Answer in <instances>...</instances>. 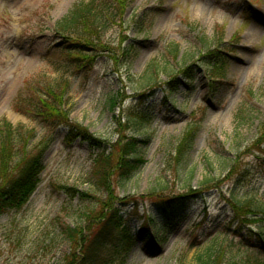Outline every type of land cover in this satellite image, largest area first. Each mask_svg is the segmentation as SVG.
Returning a JSON list of instances; mask_svg holds the SVG:
<instances>
[{"label":"rangeland","instance_id":"374dc122","mask_svg":"<svg viewBox=\"0 0 264 264\" xmlns=\"http://www.w3.org/2000/svg\"><path fill=\"white\" fill-rule=\"evenodd\" d=\"M76 1L0 0V128L8 123L24 141L30 138L27 155L41 150L44 165L27 204L0 213V264H55L69 242L59 238L49 252L44 246L61 237V223L79 219V197L71 198L65 187L75 194L91 189L98 147L83 137L67 141L65 127L46 124L29 108L38 87L61 75L70 120L100 140L105 153L116 160L120 141L142 140L140 168L121 184L115 174L110 178L121 221L114 232L135 231L145 222L153 231L150 243L136 241L123 264H190L211 249L215 264L264 262V238L254 234L264 235V220L251 218L239 234L229 206L239 199L264 207V0H133L120 35L116 29L106 35L114 43L122 35L118 46L130 43V56L118 49L85 67L64 58L54 32ZM219 39L227 65L222 80L212 81L207 76L215 73L201 51ZM155 59L173 71L160 72L156 85L148 86L141 76ZM183 65L194 71L189 82L180 73ZM169 75L180 82L174 89ZM129 107L138 114L131 123L124 116ZM191 128L190 146L177 163L169 154ZM191 190L188 208L164 224L155 202ZM103 195L96 193L97 208ZM100 257L111 261L112 249L102 248Z\"/></svg>","mask_w":264,"mask_h":264},{"label":"trees","instance_id":"16d2710c","mask_svg":"<svg viewBox=\"0 0 264 264\" xmlns=\"http://www.w3.org/2000/svg\"><path fill=\"white\" fill-rule=\"evenodd\" d=\"M132 1H76L54 25V32L60 38L57 43L60 53L64 58L73 61L76 67H85L91 64L95 58L103 53L112 58L118 49L121 50V57L130 56V43L118 46L125 41L122 35L117 43H114L113 40L108 41L106 35L111 29L118 30L120 35L125 8ZM220 41L221 39L212 44L204 45L201 51L202 60L208 66L211 65L210 69L215 73V76L208 75V80L219 81L224 77L227 59L223 55V51L219 49ZM172 50L173 52L176 51L174 47ZM116 59H118L117 55L115 56ZM184 67L180 69V73L189 82L193 79L194 71L190 65ZM172 71L167 63L161 65L159 60L155 59L146 67L141 76V81L148 86L156 85L160 72L169 74ZM169 77L170 80L167 83L172 89L176 88L180 83L176 75H169ZM62 79L63 76L61 75L59 81L40 85L34 93V97L31 98L29 108L35 110L37 116L46 124L65 127L67 129V141H71L74 137H83L94 142L99 151L92 159V167L89 172L91 189L75 194L73 187H65L71 198L79 197V207L76 211L80 220L78 219L74 224L61 223L58 232L61 237H51L48 245L46 244L44 248L52 250L53 243L63 237L69 242L70 250L64 253L55 264H123L136 241L144 239L146 244L150 243L153 231L145 222L144 224L141 223V226L135 231L127 226L121 235L114 232V228H117L121 221L118 203L111 194L110 178L111 175L115 174L121 184V182L129 180L140 168L144 161L138 149V143L142 140L130 136L124 142L120 141V155L116 157V160L111 151L105 153L107 151L104 150L105 147L100 140L93 139L84 127L70 120L69 109L66 108V90L60 88L61 84H64ZM111 100L112 105H114L115 97L112 96ZM137 115L134 109L130 107L126 109L124 114L127 123L135 120ZM140 120L143 122L147 119L142 117ZM4 125L3 128H0V213L22 209L40 183L41 172L44 169L42 151L38 150L27 155L28 150L26 151L25 148L28 149V147L24 148V146L31 139L29 138L28 142L24 141L21 131L15 130L13 133L10 124L4 123ZM192 135L193 129L191 128L176 143L175 151L170 153L169 157L173 154L177 163L184 158L190 146ZM20 152H23V155ZM16 161L17 163H15ZM15 164L19 166L15 168ZM207 180L206 178L204 181ZM193 190L190 194L161 198L155 202V212L164 224L171 225L175 222L176 217L188 208V199L194 194ZM96 193H104L105 198L98 208L96 207L98 202ZM229 204L232 214L236 218L239 234L245 233L244 226L248 225L252 219L255 220L254 218H256L255 221L257 222L264 220V207L260 205L251 206L246 201L239 199L229 200ZM148 221L151 222V218H147ZM247 231L251 230L247 229ZM254 234L259 240L264 238L261 231ZM250 238L245 237L244 240H250ZM242 246L247 248L244 244ZM106 247H110L113 251L114 259L109 262L100 257L102 248ZM213 251L215 250L211 249V251L197 255L190 264H215L216 259H214L215 253ZM250 251L253 250L250 249ZM244 264H264V262L261 259L248 258Z\"/></svg>","mask_w":264,"mask_h":264}]
</instances>
